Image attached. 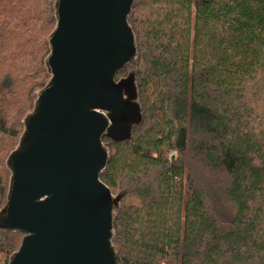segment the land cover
Here are the masks:
<instances>
[{
  "label": "trees",
  "instance_id": "trees-1",
  "mask_svg": "<svg viewBox=\"0 0 264 264\" xmlns=\"http://www.w3.org/2000/svg\"><path fill=\"white\" fill-rule=\"evenodd\" d=\"M53 7L0 0V208L5 160L50 77ZM128 24L137 54L115 80L134 74L143 119L102 139L100 180L122 196L114 264H264V0H135ZM22 237L0 230V264Z\"/></svg>",
  "mask_w": 264,
  "mask_h": 264
},
{
  "label": "water",
  "instance_id": "water-1",
  "mask_svg": "<svg viewBox=\"0 0 264 264\" xmlns=\"http://www.w3.org/2000/svg\"><path fill=\"white\" fill-rule=\"evenodd\" d=\"M135 0H55L49 80L22 120L0 230L22 234L8 264H114L121 195L101 182L104 137L129 139L142 122L128 24Z\"/></svg>",
  "mask_w": 264,
  "mask_h": 264
},
{
  "label": "rangeland",
  "instance_id": "rangeland-1",
  "mask_svg": "<svg viewBox=\"0 0 264 264\" xmlns=\"http://www.w3.org/2000/svg\"><path fill=\"white\" fill-rule=\"evenodd\" d=\"M54 2H55V0H54ZM119 79H121V78H117L116 80H119ZM49 80V79H48ZM48 82V81H47ZM39 90H37L36 92H35V95L37 94V92H38ZM30 112V111H29ZM28 112V113H29ZM19 140V139H18ZM18 143V142H17ZM16 146H17V144H16ZM15 146V147H16ZM105 146V145H104ZM15 147H14V149H15ZM13 149V150H14ZM12 150V151H13ZM7 159V158H6ZM5 162H6V160H5ZM205 177L208 179V180H210L212 183H215L216 185H213L215 188H219L220 187V185H219V183L217 184V177L216 176H214L213 174H206L205 175ZM205 178V179H206ZM215 202V201H214ZM215 204V208H216V210H217V212L218 213H220L221 215H223V216H225V215H227L228 214V207L222 202V201H220V200H218V202H215L214 203ZM213 204V205H214Z\"/></svg>",
  "mask_w": 264,
  "mask_h": 264
}]
</instances>
